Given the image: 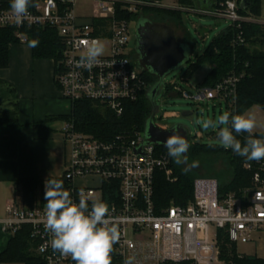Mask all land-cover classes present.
<instances>
[{"label": "built area", "instance_id": "obj_1", "mask_svg": "<svg viewBox=\"0 0 264 264\" xmlns=\"http://www.w3.org/2000/svg\"><path fill=\"white\" fill-rule=\"evenodd\" d=\"M79 1L92 2L89 15L78 12ZM212 1L209 9L192 10L229 19L238 29L243 22H259L241 13L242 0ZM10 3L0 0V27L16 28L20 43L28 44L23 27H51L61 38L62 57L55 76L63 98L70 101V110L75 101L88 99L117 115H121V108L124 112L125 102L136 101L149 89L138 66L136 48H128L130 23L143 15L145 7L175 9L161 0H32L29 16L17 25ZM96 39L109 42L108 52L89 71L78 66V61L85 42ZM234 41L244 43L242 33ZM243 77V73H232L213 87L196 86L193 92L175 83L173 92L193 102L220 99L234 104ZM62 132L69 146L62 175L69 183L66 190L77 203L83 191L89 208L93 200L107 202L110 216L120 222L121 237L113 252L123 264L130 256L135 257L134 264H225L220 257V231L234 244L250 243L257 233L264 232V159L244 164L253 175L242 197L221 194L215 178L197 177L188 204L172 202L158 211L154 200L156 171L175 179L167 148L146 143L143 131L99 140L79 132L73 120L65 121ZM6 211L2 232L13 235L28 225L41 264H75L70 256L51 247L45 204L40 198L28 205L21 197L9 203Z\"/></svg>", "mask_w": 264, "mask_h": 264}, {"label": "trees", "instance_id": "obj_2", "mask_svg": "<svg viewBox=\"0 0 264 264\" xmlns=\"http://www.w3.org/2000/svg\"><path fill=\"white\" fill-rule=\"evenodd\" d=\"M198 1L200 2V0ZM246 1L248 7L243 9L241 13L259 19L261 0ZM179 2L193 4V0H179ZM143 16L168 25L173 23L177 25L180 21V11L177 9L145 7ZM21 31L28 36V44L32 40L39 41L36 47H32L34 56L38 59L53 60L56 65V73L63 48L62 40L57 31L51 27H23ZM239 33H242L244 38L242 44L234 41ZM16 43H20L16 37V28L0 27V68L9 66L10 46ZM201 62L210 63L211 71L206 80L198 85L199 87H213L232 73L244 74L238 85L236 102L231 104L230 101H226L230 114H246L254 106L260 107L264 112V24L243 22L239 29L233 25L228 27L212 40L204 53L198 56L195 63H191L189 71L183 78L184 81H187V76ZM142 75L149 88L158 81V78L150 72L142 71ZM3 86H6V83L0 79V88ZM169 89L173 91V84L170 85ZM148 90L136 101L125 102L124 112L121 115H117L99 102L81 99L73 103L69 113L48 117V121L54 119L73 120L79 132L103 141H111L120 134L144 132L145 124L153 113V105L148 96ZM11 91L14 92V89ZM18 126L16 105L9 109L0 110L1 128ZM34 127L39 128L40 125L36 124ZM252 135L254 138H258L264 136V132H255ZM247 136L248 133H241L237 135V139L243 144ZM163 149L167 151L165 148ZM186 156L188 163L198 161L199 164L207 167L206 176H198L196 171L192 169L185 173L183 169L186 165L176 164L171 157L175 179L169 180L161 170H157L155 174L154 200L158 211L168 207L172 202L178 205L188 204L193 199L194 180L197 177L215 178L219 182L221 194L235 193L239 197L243 196V190L251 186L253 172L245 169L244 164L252 160L235 154L231 149H226L219 144L211 145L192 141L190 137V148ZM219 161L223 162L225 167L217 172L214 166ZM51 178L63 181L65 190L69 187V183L63 176ZM20 184L18 191L21 192L26 204L33 205L35 203L38 199L36 196L38 189L43 192L40 197L42 203L46 204L44 199L45 181L27 179L21 181ZM11 236L7 249L1 254L2 261L41 264L31 238V228L28 225H23ZM219 246L221 256L226 264H264V258L258 256L240 257L236 244L229 241L227 234L225 235V232L223 234V231L219 232ZM111 257L112 264H123L114 252H112Z\"/></svg>", "mask_w": 264, "mask_h": 264}, {"label": "crops", "instance_id": "obj_3", "mask_svg": "<svg viewBox=\"0 0 264 264\" xmlns=\"http://www.w3.org/2000/svg\"><path fill=\"white\" fill-rule=\"evenodd\" d=\"M199 4L209 9L213 1L200 0ZM262 17L264 0L259 18L264 23ZM55 68L53 60L36 58L33 48L23 43L11 44L10 64L0 68V79L6 83L0 88V110L16 105L19 119L18 127H0V264H25L1 260L12 237L2 232L1 222L7 216V205L22 197L18 191L20 182L61 177L68 160L69 146L62 132L65 121H48V117L61 115L48 105L49 101L56 105L63 97ZM36 124L40 127L35 128ZM260 234L256 238H261Z\"/></svg>", "mask_w": 264, "mask_h": 264}, {"label": "clouds", "instance_id": "obj_4", "mask_svg": "<svg viewBox=\"0 0 264 264\" xmlns=\"http://www.w3.org/2000/svg\"><path fill=\"white\" fill-rule=\"evenodd\" d=\"M32 0H11L10 9L15 23L20 25L29 16ZM34 6V5H32ZM38 40L29 42V47H36ZM105 45L96 39L85 42V51L80 56L78 66L91 70L104 55ZM115 107V105H113ZM119 109L118 114H122ZM204 130H217L220 146L231 149L235 154L248 160L264 159V139L254 138L252 133L257 126L252 114H236L224 112L217 119L198 121ZM235 133L236 135H234ZM248 133L242 144L237 135ZM168 155L176 164L186 165L187 173L198 167V161L188 164L186 152L190 145L184 136L173 129V134L163 141ZM44 199L46 223L45 228L51 234V247L64 256H70L75 264H112L111 254L114 245L119 242L121 232L119 221L110 216L107 202L93 200L89 208L88 197L83 191L79 193V201L74 202L71 194L63 187V181L48 178L45 181ZM135 257L125 259L124 264H134Z\"/></svg>", "mask_w": 264, "mask_h": 264}, {"label": "rangeland", "instance_id": "obj_5", "mask_svg": "<svg viewBox=\"0 0 264 264\" xmlns=\"http://www.w3.org/2000/svg\"><path fill=\"white\" fill-rule=\"evenodd\" d=\"M161 2L171 5V7L180 11L179 23H177V25L173 23L171 26L175 30L177 39L186 44L189 49H191V52L189 53V62L165 77L160 94L155 97L156 112L153 120L161 127H171L175 124L182 123L190 129L192 141H200L211 145L219 144L216 135L217 130L212 128L204 130L198 121L203 119L215 120L224 112L230 113L226 102L220 99L207 100L204 102L189 101L175 94L169 87L177 83L186 90L193 92L194 87L202 84L206 80L211 71V64L202 62L187 76V81H184L183 78L189 71L191 63L197 61L198 56L204 53L212 40L232 25V21L226 18L200 14L196 12V10H192V8L197 9L200 6L198 0H193V4H183L179 2V0H161ZM92 8L93 5L90 1L78 2L77 10L79 13L89 15ZM262 18L264 20V17ZM143 20V18H138L130 23V41L128 48L131 50H135L137 46V28L138 24ZM259 23H261L260 19ZM102 42L105 45L104 54H107L109 42ZM1 101L2 99L0 97V102ZM48 105L54 107V111L61 113V115L67 114L70 111V101L63 97L57 101L56 105L53 101H49ZM184 112H191L192 114L183 116ZM246 114H252L256 118L257 126L254 128L253 132H264L263 110L258 106H254L248 110ZM224 167L225 165L221 161L217 162L214 166L217 172ZM192 170L196 171L198 176H206L207 167L198 163V167L192 168ZM245 190L242 192L244 193ZM42 194V190L38 189L36 194L37 198L39 199ZM213 230L214 229H212V232ZM260 236L261 238L257 236L258 238L250 243L236 244L237 252L243 256H258L264 258V232H262ZM221 255L220 249V257L226 264Z\"/></svg>", "mask_w": 264, "mask_h": 264}, {"label": "water", "instance_id": "obj_6", "mask_svg": "<svg viewBox=\"0 0 264 264\" xmlns=\"http://www.w3.org/2000/svg\"><path fill=\"white\" fill-rule=\"evenodd\" d=\"M242 7L243 9L248 7L246 0H242ZM140 18L144 20L138 24L137 28L138 66L142 71L150 72L158 78L157 83L148 90L153 113L145 124L146 143L165 147L163 141L172 135L175 129L190 145V129L186 125L178 123L171 127H161L154 122L153 118L156 112L155 97L160 94L165 77L189 61L191 49L177 39L171 25L152 21L143 15ZM190 114L192 113L184 112L183 116Z\"/></svg>", "mask_w": 264, "mask_h": 264}, {"label": "flooded vegetation", "instance_id": "obj_7", "mask_svg": "<svg viewBox=\"0 0 264 264\" xmlns=\"http://www.w3.org/2000/svg\"><path fill=\"white\" fill-rule=\"evenodd\" d=\"M136 55H137V57L139 56V54L137 53V51H136Z\"/></svg>", "mask_w": 264, "mask_h": 264}]
</instances>
